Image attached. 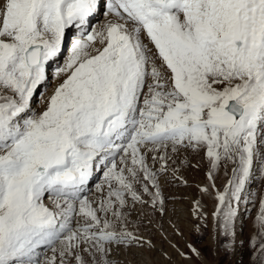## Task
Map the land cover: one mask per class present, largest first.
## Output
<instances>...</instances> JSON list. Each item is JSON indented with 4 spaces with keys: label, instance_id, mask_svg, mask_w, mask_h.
<instances>
[{
    "label": "snow or ice",
    "instance_id": "6c2138e0",
    "mask_svg": "<svg viewBox=\"0 0 264 264\" xmlns=\"http://www.w3.org/2000/svg\"><path fill=\"white\" fill-rule=\"evenodd\" d=\"M101 8L111 18L97 28ZM184 153L209 161L199 191L215 190L227 249L264 177V0H0V264H41L45 251L43 264H117L116 250L151 246L130 217L166 213L162 184H187ZM255 226L264 264V198Z\"/></svg>",
    "mask_w": 264,
    "mask_h": 264
},
{
    "label": "rangeland",
    "instance_id": "374dc122",
    "mask_svg": "<svg viewBox=\"0 0 264 264\" xmlns=\"http://www.w3.org/2000/svg\"><path fill=\"white\" fill-rule=\"evenodd\" d=\"M105 13L106 8H101L100 15L91 19L92 26L98 28L99 25L104 24L109 17L105 15ZM74 33V30L68 33L69 40L72 39L71 36ZM66 55L67 52H65L64 57L61 58L60 63H63V59L66 58ZM49 72H51V69H49ZM49 78L50 86L47 89V94H50L52 89L58 83V81L52 80L51 76ZM33 105H35L33 108L37 112L42 109L43 99L39 94L34 96ZM175 167L179 168L178 175L188 181L187 184L177 185L176 182L178 181H173L170 184H162V187L164 192L170 193L172 191V195H168L169 193H166L165 195L167 197V211L169 209L171 212L174 211L171 205L174 204V202H178L185 209L178 208L176 209L177 212H187H185L186 214L184 215L186 217H183L182 220L180 219L178 221V223L182 224L184 229L180 231L181 237L178 236L176 239L172 236V238L164 237L165 239L160 238L156 240L153 237L154 242L149 237V239L146 240L151 241V246L145 243L146 247L148 246L147 250H145L148 256L142 251V249H145L144 245L143 247L132 245L128 248L118 249L113 254V259L117 264H261L259 256H254L255 249L251 246L253 237L257 239V236H259L258 230L255 226L256 216L258 214L259 201L261 198H264V177L259 174L258 170L254 173V177L244 193V199L239 205L240 215H238L236 221L235 239L231 245L225 249L223 237L218 235L216 223L212 215L216 208L215 190L211 188L209 189L211 195L202 194L199 191L201 187L209 185L210 183L207 179V173L210 169L209 161L203 153H184L177 160ZM232 167L233 165L231 163L226 166L222 163L220 168L215 171L214 177L216 189H219L220 191L224 190L228 180L232 176ZM102 181L103 172L98 171L94 174V178L90 183L92 189L85 193L90 199L97 195L96 187ZM169 188L172 190L168 191ZM179 192L180 195H183L174 199L173 195ZM249 193L252 195H249ZM196 201L200 202V205L202 206L201 211L207 216L206 220H199L194 214ZM45 203L51 206L50 200L46 199ZM167 211L164 215H160L158 212H153L148 208L143 210V212L146 213V215H144L140 214L138 210L137 214L130 217L131 223L129 230L137 235L142 231H145L144 226L146 225L149 229L147 233L149 235L155 234V236L158 235V230L160 231L158 232L159 234L166 232L169 227V230H171V223L169 222V219H167ZM137 215L139 217L138 219ZM144 216L154 218L155 220L161 219L162 229H159L156 226V223H152V225L145 224L144 221H141ZM177 216H179L178 213ZM176 229L177 227H175L174 230L176 231ZM189 245L197 249L200 255L197 256L193 254L188 247ZM45 256H51V252H42L40 256L41 264H43Z\"/></svg>",
    "mask_w": 264,
    "mask_h": 264
},
{
    "label": "bare ground",
    "instance_id": "6f19581e",
    "mask_svg": "<svg viewBox=\"0 0 264 264\" xmlns=\"http://www.w3.org/2000/svg\"><path fill=\"white\" fill-rule=\"evenodd\" d=\"M102 9H104V8H102ZM100 12H101V9L99 10V12L97 13V15H100ZM96 15V16H97ZM95 17V16H94ZM111 17H108V19H110ZM107 19V20H108ZM106 20V21H107ZM103 24H101V25H99L98 26V28L99 27H101ZM74 32H75V30H74ZM74 35H75V33L71 36V38H74ZM71 40V39H70ZM33 107H35V105H33ZM98 172V171H97ZM97 172H95L94 174H96ZM261 177V176H260ZM93 178H94V175H93V177H92V179L90 180V182H89V184H88V186L85 188V193L86 192H89L90 191V189H92V187H91V185H90V183L92 182V180H93ZM193 181V180H192ZM191 181V182H192ZM188 182V181H187ZM176 184L177 185H184V184H181L180 182H176ZM169 190H172L171 188H169L168 189V191ZM172 192V191H171ZM171 192L169 193V192H164V194L166 195V193H169L168 195H172L171 194ZM181 195H183V194H181ZM181 195H180V192L179 193H177V194H175V195H173V198L174 199H177V198H179V197H181ZM172 207H173V210L174 211H170V209L167 211L168 213H167V219H169V222L171 223H169L170 224V226H171V230H169L170 229V227H169V229H167L166 230V232H163V233H161V234H165V235H161V234H159L158 232H160L159 230H158V232H157V234L158 235H156L155 236V234H153V235H149L147 232L149 231V229H148V227L145 225L146 223L148 224V225H152V223H156V226L159 228V229H162V220L160 219V220H155L154 218H149L148 216L147 217H142V219H141V221H144V227H145V231H142L141 233H139V234H137V235H139V236H141L142 238H143V240H145V241H147L146 239H149V237H150V239L154 242V238H155V240L156 239H165L166 237L167 238H172V236H174L176 239L178 238V236H180V231H182V229H183V226H182V224L181 223H178V221L181 219H183V217H186V216H184L186 213L185 212H183V213H181L180 211H178L177 212V210L176 209H182V208H184L180 203H178V202H174V204H172L171 205ZM185 209V208H184ZM182 211V210H181ZM159 213V212H158ZM177 213L179 214V216H177ZM160 214V213H159ZM161 215V214H160ZM188 217V216H187ZM136 218V217H135ZM189 218V217H188ZM185 219V218H184ZM175 227H177V229H176V231L174 230L175 229ZM168 228V227H167ZM184 230V229H183ZM156 233V232H155ZM136 234V233H135ZM154 237V238H153ZM165 237V238H164ZM181 237V236H180ZM170 240V239H169ZM172 240V239H171ZM150 241V240H149ZM256 241H257V245H258V247H259V244H260V242H261V240H260V237L259 236H257V239H256ZM178 242V241H177ZM175 244V243H174ZM256 245V246H257ZM159 246H160V244H159ZM144 247H145V249H142V251H143V253L144 254H146L147 252H145V250H147V247H146V244H144ZM175 247H176V245H175ZM177 249V248H176ZM142 251H139V252H142ZM147 255V254H146ZM138 256H139V253H138ZM148 256V255H147ZM141 264V263H140Z\"/></svg>",
    "mask_w": 264,
    "mask_h": 264
}]
</instances>
